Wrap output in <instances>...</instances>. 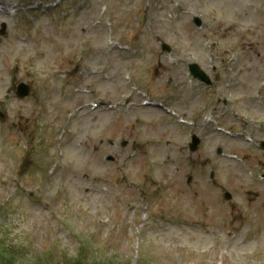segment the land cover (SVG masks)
Instances as JSON below:
<instances>
[{"label": "rangeland", "instance_id": "1", "mask_svg": "<svg viewBox=\"0 0 264 264\" xmlns=\"http://www.w3.org/2000/svg\"><path fill=\"white\" fill-rule=\"evenodd\" d=\"M76 1L0 11V262L264 264V0Z\"/></svg>", "mask_w": 264, "mask_h": 264}, {"label": "water", "instance_id": "2", "mask_svg": "<svg viewBox=\"0 0 264 264\" xmlns=\"http://www.w3.org/2000/svg\"><path fill=\"white\" fill-rule=\"evenodd\" d=\"M192 72L194 73V75L200 77L201 79H204V75L198 71L196 66L192 67ZM205 80L207 79L205 78Z\"/></svg>", "mask_w": 264, "mask_h": 264}]
</instances>
